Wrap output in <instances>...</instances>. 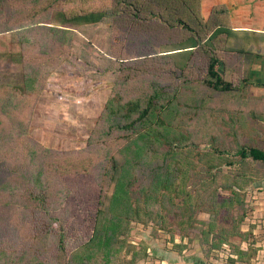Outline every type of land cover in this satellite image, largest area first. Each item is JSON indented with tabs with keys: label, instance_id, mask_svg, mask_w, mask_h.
Segmentation results:
<instances>
[{
	"label": "rangeland",
	"instance_id": "1",
	"mask_svg": "<svg viewBox=\"0 0 264 264\" xmlns=\"http://www.w3.org/2000/svg\"><path fill=\"white\" fill-rule=\"evenodd\" d=\"M34 2L0 0V264H138L156 259L158 247L203 264L222 259L220 243L231 250L239 240L233 226L254 219L252 197L264 192V165L237 153L264 150V87L245 84L250 72L228 66L239 56L223 39L212 48L225 53L227 71L218 69L235 87L227 93L207 86V54L159 55L166 33L179 35L142 11L133 19L132 9H116L113 0H59L49 9L37 5L33 15ZM135 3L140 10L143 3ZM89 12L104 16L87 25L60 16ZM154 93L153 118L167 131L136 174L156 183L162 152L172 148L168 164L179 180L135 201L123 237L104 258L87 245L99 201L110 193L111 157L125 160L134 135L116 128L129 123L120 108H144Z\"/></svg>",
	"mask_w": 264,
	"mask_h": 264
},
{
	"label": "trees",
	"instance_id": "2",
	"mask_svg": "<svg viewBox=\"0 0 264 264\" xmlns=\"http://www.w3.org/2000/svg\"><path fill=\"white\" fill-rule=\"evenodd\" d=\"M33 1H35L34 5H32L34 9L33 15H37L39 13L37 5L42 7V3H44V6L47 5L46 7L49 9L59 0ZM113 1L116 9L123 4H126L130 10L132 9L131 16L133 19H138L139 14L142 11L145 18L152 16L153 22H156L159 25L161 24L164 27H167L166 29L169 31H175L179 35V37H177L176 35L171 34V32L166 33L168 34V42L164 43L159 55H183L190 59L197 54H207V86L212 90L221 93L232 92L235 90L232 82L224 75L227 71L226 65L224 66L227 61L224 56L225 53H217L215 56L216 51H213L212 47L215 46L217 40L223 39L224 43L221 42L223 46L226 47L225 44H232L234 46L233 52H237L238 56L242 53L246 54L247 52L244 51L245 49H239L238 45L240 40L239 37H237L238 35L235 37V32L229 29L222 20H219L216 17L217 10L215 8L208 18L205 19L201 13V0H139L143 3L142 7L140 6V10L136 7V0ZM60 16L64 23H69L71 25H87L100 21L103 18L104 13L89 12L68 17L65 14H61ZM39 25L40 24H35V26L41 27ZM209 26H211L210 28H212V30ZM209 29L211 32L207 35L205 31ZM209 46H211L212 52L205 50V47ZM220 66H224V74L219 72L218 68ZM232 68L234 70L240 69L239 67L235 68L233 66ZM243 82L245 84H254L249 78L244 79ZM260 86L264 87V85ZM157 98V93L149 96L144 108H140L139 104L135 102H128L121 105L120 108L125 112L124 115H127L129 123L121 125V123L117 122L116 128L129 132L132 131L131 133L134 135L123 147V152L127 156L125 160L123 159L119 162L115 157H111L110 167L106 170V175L110 180L109 183H111L110 193L106 198H101L99 201L97 220L98 228L87 245L88 251L91 253L93 252V247L98 251H103L104 258L110 254L109 251L113 239L117 242L120 240L119 237L123 235L122 232H120L122 224L126 223V217L129 213L135 212V210L132 209L135 205V201L136 204H139L141 201L145 202L142 200L143 198H153L155 192L160 191V189L172 190L171 186H175V180L179 178L178 174L175 173L177 168L168 164L174 157V154L177 153L176 151L173 152L172 148L162 152L163 155L161 159L163 166L159 168V170H162L160 172L161 178H157L156 183L153 176H147V174H145L147 180L150 179L149 187L146 181H144L145 177L141 179L136 174V171L141 167L139 159H143L146 155L159 150L162 144L161 142L165 138L162 131H167L166 128H162L163 122H157V119L153 118L157 113L154 111V107H157ZM175 98H177V95H172L171 100L169 101H172ZM169 104H171V102H169ZM164 107L163 104H159V109H162L161 111H168L169 106L167 109H165L167 106ZM121 110L118 113H121ZM111 113L112 112H110V114ZM133 114H136V117L132 119ZM148 150H150L149 153H147ZM237 153L242 160L251 159L253 162L264 165V150L250 147L241 148ZM158 163L159 162L151 167L149 175L155 174L156 176V168L161 165ZM229 165H231V163H229ZM153 185L155 190L151 189ZM146 187L150 188L148 192L144 191V188ZM124 230H127V228ZM220 244L222 245V243ZM121 248L122 247L120 246L118 249ZM130 263H133V261Z\"/></svg>",
	"mask_w": 264,
	"mask_h": 264
},
{
	"label": "crops",
	"instance_id": "3",
	"mask_svg": "<svg viewBox=\"0 0 264 264\" xmlns=\"http://www.w3.org/2000/svg\"><path fill=\"white\" fill-rule=\"evenodd\" d=\"M214 8L217 10L216 17L238 35L239 49L247 52L234 58L231 66L250 72L252 82L264 85V0H201V13L205 19ZM252 199L255 200L251 202L254 219L250 218L246 223L243 221L239 230L233 226L234 233L239 232V240L232 241L236 246L230 250L227 242L223 241L224 257L208 264H264V192L254 194ZM151 252L156 259L154 257L150 262L138 264L204 263L193 256H181L171 248L158 247Z\"/></svg>",
	"mask_w": 264,
	"mask_h": 264
}]
</instances>
